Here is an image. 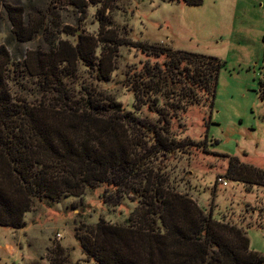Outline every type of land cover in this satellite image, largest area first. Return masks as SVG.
<instances>
[{
	"label": "rangeland",
	"instance_id": "obj_1",
	"mask_svg": "<svg viewBox=\"0 0 264 264\" xmlns=\"http://www.w3.org/2000/svg\"><path fill=\"white\" fill-rule=\"evenodd\" d=\"M97 2L79 10L66 0H0V46L11 56L7 79L13 99L43 100L39 78L26 68L29 53L60 49L69 56L81 36L95 44L94 54L84 60L69 56L75 64L61 63L59 70L74 98L81 99L88 89L98 99H114L125 112L163 126L154 105L137 109L128 80L147 64H163L167 54L149 57L133 46L218 59L223 68L214 108L199 102L182 110L174 100L176 110L164 109L176 116L169 125L172 135L194 144L153 157L146 174L158 177L167 192L190 199L206 217L241 230L250 250L264 255V176L249 169L245 182L236 181L235 176L241 179L238 170L228 171L236 158L264 172V0H203L196 7L182 0ZM6 4L24 9V25L33 32L30 41L21 42L14 33ZM139 137L135 143L144 154L151 144L144 134ZM140 182L120 191L100 185L80 197L36 200L23 229L0 227V264H96L83 243L94 238L100 222L136 226L147 203ZM153 205L158 208L155 200ZM151 219L160 225L158 216Z\"/></svg>",
	"mask_w": 264,
	"mask_h": 264
},
{
	"label": "trees",
	"instance_id": "obj_2",
	"mask_svg": "<svg viewBox=\"0 0 264 264\" xmlns=\"http://www.w3.org/2000/svg\"><path fill=\"white\" fill-rule=\"evenodd\" d=\"M66 1L79 10L100 2ZM182 1L190 7L203 3ZM3 7L16 36L21 42L30 41L33 32L24 25V9ZM78 39L69 56L92 57L95 44L91 46L86 37ZM133 47L149 57L167 54L163 64H147L128 80L137 109L154 105L163 126L125 112L114 99H98L88 89L81 99H75L59 73L61 63L74 65L75 58H68L60 49L29 53L26 68L39 78L44 96L38 104L17 102L8 87L11 56L0 46V227L23 229L36 200L80 197L87 188L100 185L120 191L140 179L147 203L133 222L136 226L100 222L94 238L83 243L84 252L96 264H264V255L250 250L249 239L241 230L217 222L211 215L206 217L190 199L167 192L158 177L146 174L153 157L194 144L172 135L169 125L176 116L164 109L176 110L174 100L181 103L182 110L199 102L214 108L221 61L144 44ZM142 134L151 144L144 154L135 143ZM230 165L229 173L238 170L241 177L235 176L236 181L245 182L246 170L264 176V172L240 165L236 158ZM151 216H158L160 225Z\"/></svg>",
	"mask_w": 264,
	"mask_h": 264
},
{
	"label": "built area",
	"instance_id": "obj_3",
	"mask_svg": "<svg viewBox=\"0 0 264 264\" xmlns=\"http://www.w3.org/2000/svg\"><path fill=\"white\" fill-rule=\"evenodd\" d=\"M58 237H60V235H58Z\"/></svg>",
	"mask_w": 264,
	"mask_h": 264
}]
</instances>
